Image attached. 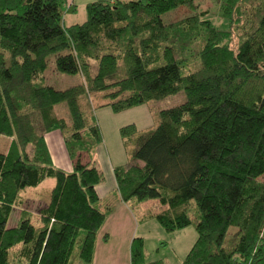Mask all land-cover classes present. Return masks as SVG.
I'll list each match as a JSON object with an SVG mask.
<instances>
[{"label":"trees","instance_id":"trees-1","mask_svg":"<svg viewBox=\"0 0 264 264\" xmlns=\"http://www.w3.org/2000/svg\"><path fill=\"white\" fill-rule=\"evenodd\" d=\"M196 1L95 0L85 22L67 26L73 0H0V136L11 139L0 151V264H91L112 209L96 189L105 175L91 94L105 93L118 113L181 91L186 100L160 110L152 129L121 128L134 148L131 165L114 167L119 194L136 215L149 199L165 205L141 221L154 218L168 232L195 227L184 264H264V0H217L222 16L241 29L236 46L207 11L163 21L181 6L197 8ZM203 33L202 66L184 74ZM51 56L59 71L80 73L85 82L48 85ZM62 102L71 122L55 112ZM55 129L65 134L72 171L52 163L46 134ZM79 145L89 162L76 157ZM47 178L55 183L38 223L23 209L9 227L23 194ZM131 264L166 263L148 261L144 238L135 237Z\"/></svg>","mask_w":264,"mask_h":264},{"label":"rangeland","instance_id":"rangeland-1","mask_svg":"<svg viewBox=\"0 0 264 264\" xmlns=\"http://www.w3.org/2000/svg\"><path fill=\"white\" fill-rule=\"evenodd\" d=\"M95 1V0H94ZM114 1V0H113ZM93 2V1H92ZM76 7L75 9H68L64 16V23L66 25H72L75 23H83L87 20V8L86 6H81L79 2H74ZM196 4L199 6L197 8H191L188 6H181L177 9L168 11L162 15L163 21L167 24L178 22L186 17L192 16L200 11H207V18H209L214 26L223 30H230L232 40V46H236L241 34V29L239 30L236 25H231L228 21L222 16L220 2L217 0H197ZM206 41V34L203 33L199 38H197L194 44L191 46L190 50L187 53V61L183 66L184 74H188L202 66L199 52L204 46ZM92 64V74H95L97 71V62L95 60L90 61ZM45 82L48 85L55 87L56 89H66L72 85L80 84L85 82V77L80 74H68L61 72L56 68L55 57L51 56L49 59L48 67L43 74ZM186 100L185 91H181L176 95L168 96L160 100H151L147 103L132 107L130 109L124 110L122 112L113 111L112 107L107 105L110 101L106 98L105 93H98L97 95L91 94L90 102H88L89 107L94 113V117L100 127L103 141L96 147L97 153L96 158L98 160L99 167L104 170L105 181L108 175L107 166L110 165L112 169L117 166L127 167L133 163L132 159V150L134 148L133 144L129 147L125 145L124 139L121 135V128L129 125L135 124L138 128V131H147L152 129L158 123V113L162 109H167L174 107L183 103ZM87 103V102H85ZM55 112L58 117L65 118L67 122H71L70 112L68 106L65 102H62L55 107ZM49 136H53L54 133H59L63 135L65 146L68 152V155L72 162L74 159L69 153V149L66 142L65 134L60 129H55L51 132H48ZM47 133V134H48ZM85 138L90 140V136L87 137L85 133ZM85 139V140H86ZM11 139L8 137L0 136V151H8ZM52 145V144H51ZM101 148V154L98 153ZM73 151L76 157H80L83 162L87 163L90 161L89 152L86 148L76 146L73 148ZM51 153V152H50ZM79 155V156H78ZM59 153V148L56 147L53 152L52 163L56 166L55 162H60L63 159ZM52 157V155H51ZM58 167V166H57ZM110 167V168H111ZM72 171V170H70ZM114 172V169H113ZM264 181V175L260 177ZM54 178H47L38 188L29 189L23 194L24 204L22 207H15L11 218L9 220L8 226H16L18 219L20 218L21 212L23 209L31 212L33 214V221L38 223L39 211L42 207L46 205V195L51 187L54 185ZM115 195H111V198H114ZM143 207L151 210H160L165 207L158 199H149L143 203ZM110 226L112 227V241L111 244L106 246L104 243H101L97 239L94 259H96L101 264H108L118 261L129 263V253L127 255L126 261L124 258L123 252L118 248L121 247L120 239L124 235L123 227H119L114 223L118 224V218H110ZM103 229L99 231L98 238L103 236ZM149 244L148 248L150 249V258L154 259L156 256L155 248L158 243V237L160 236L158 231L152 230L148 232ZM137 237L140 234H136ZM136 237V236H134ZM169 241L170 249L175 246L180 249L177 254H181L180 251L185 250L188 245L191 248L197 239V231L194 226L188 227L186 231L171 233L167 238ZM166 239V240H167ZM161 246V245H160ZM168 251V254L170 253ZM95 254L96 257H95ZM116 255V257H113ZM166 255L164 250H161L159 254L160 257ZM166 263V262H165ZM80 264H87L81 262Z\"/></svg>","mask_w":264,"mask_h":264},{"label":"crops","instance_id":"crops-1","mask_svg":"<svg viewBox=\"0 0 264 264\" xmlns=\"http://www.w3.org/2000/svg\"><path fill=\"white\" fill-rule=\"evenodd\" d=\"M92 1L94 0H73V2H79L81 6H86L89 2H92ZM52 135L53 136L50 137L49 133L46 134V142H47L49 151L51 152L52 158H53L54 149L58 147L59 153L62 154L60 158L63 159L59 163L55 162L56 166L66 171L73 170L74 163L72 162V160L70 159L68 155L65 142L63 139V135L59 133H54ZM98 153L101 154V148L99 149ZM110 167H111L110 165L106 167L107 174H108L106 175L107 176L106 181H104L103 183L99 184L96 187L99 197L101 199V202H103V204L105 205L112 207L107 217V220L105 221L103 227L101 228L103 229L104 234L101 238H97V239L99 242L104 243V245L106 246L111 244L113 229L110 226L109 221H110V218L113 219L117 217L119 223L118 224L114 223V224L119 227H123V229L125 230L124 235L120 239L121 247H118V248L123 252L125 261L129 253L130 261L129 263H126V262L118 261L117 259L114 262H111L108 264H131V247H132V242L135 238L134 236L137 237L136 234H140L139 237L144 238L146 258L148 261H156V260L162 259L166 262V264H184L183 261H184L186 254L188 253L190 249L189 247L190 245H188L185 250L180 251L181 254L180 253L177 254V252L180 249H178V247L175 245L172 248V252H170L169 249L171 245L169 244V241L167 238L169 237V235H171V233L174 234L175 232L166 231L154 218H151L145 221L139 220V217L144 216L146 213L148 212L156 213L158 211L165 209V207L160 210H151V209L144 208L143 207L144 202H143L139 205V208H140L139 214L136 215L131 209V207L126 202H124V200L121 198L119 191H118V185L115 179V175L113 172L114 168L112 169V167L111 168ZM111 195H115L114 198L113 197L111 198ZM186 229L188 228L182 229L178 232L186 231ZM152 230L158 231L160 236L157 238L158 243L156 244L157 247L155 248V253L157 257H155L154 259H149L150 258L149 256L151 255L149 254L150 249L148 248L149 239H148L147 233L151 232ZM161 250H164L166 252V255H163V257L159 256V254L161 253ZM168 251L170 252L169 254H168ZM96 255L97 254H95V257ZM113 257H116V255H114ZM91 264H101V263H99L96 259H93V262Z\"/></svg>","mask_w":264,"mask_h":264}]
</instances>
